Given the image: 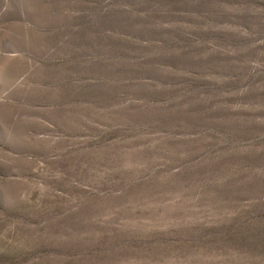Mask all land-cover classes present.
<instances>
[{
    "label": "rangeland",
    "instance_id": "rangeland-1",
    "mask_svg": "<svg viewBox=\"0 0 264 264\" xmlns=\"http://www.w3.org/2000/svg\"><path fill=\"white\" fill-rule=\"evenodd\" d=\"M0 264H264V0H0Z\"/></svg>",
    "mask_w": 264,
    "mask_h": 264
}]
</instances>
